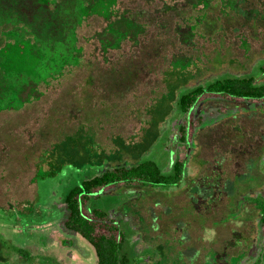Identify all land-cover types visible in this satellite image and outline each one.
<instances>
[{"label": "rangeland", "instance_id": "1", "mask_svg": "<svg viewBox=\"0 0 264 264\" xmlns=\"http://www.w3.org/2000/svg\"><path fill=\"white\" fill-rule=\"evenodd\" d=\"M4 1L24 22L0 21L3 67L27 70L39 95L0 103V264H95L87 242L62 227V187L87 177L74 163L93 173L149 159L170 173L184 150L179 89L229 75L264 82V0H116L112 9L142 27L135 41L102 51L95 32L105 22L90 14L74 26L79 56L64 62L26 35L35 61L9 33L47 28L31 16L60 0ZM50 68L62 72L47 79ZM191 110L200 126L176 184L117 187L88 206L118 224L128 264H264L257 205L234 202L264 195V98L204 95Z\"/></svg>", "mask_w": 264, "mask_h": 264}, {"label": "trees", "instance_id": "2", "mask_svg": "<svg viewBox=\"0 0 264 264\" xmlns=\"http://www.w3.org/2000/svg\"><path fill=\"white\" fill-rule=\"evenodd\" d=\"M65 1H67V4L71 3V5H67V9L63 10L64 5L66 6ZM115 1L116 0L55 1L51 13L42 9L43 15L31 16L33 19L32 22L35 18L39 17L38 19H40L44 25H47V28L38 30L31 28L28 29L30 32L26 31V33H24L13 26V28H10L9 33L17 42L25 44L27 47L25 53H28L35 61L38 59V49L34 50L32 47L34 45L29 43L26 40L27 38H23L26 35L31 37L35 45L44 44L49 46L53 52H57L59 58H61V62H64V57L67 56V54V57L76 59L80 53L79 50L81 48L75 43L76 36L74 26H77L80 20L85 16L95 14L103 18L105 22L104 26L99 31L95 32V37L102 51H106L108 47L114 48L118 46V43L125 38L135 41L136 35L142 31L140 23L127 15L125 11H119L117 8L112 9V5L115 4ZM145 1L150 2L152 0ZM0 2L1 22H24V20H20L18 10L15 12L16 14L9 16L7 14L9 3L6 1L2 2V0ZM21 2L22 1L19 0V4ZM41 4L44 5V3ZM12 5L13 4H11V6ZM14 5H18V3ZM72 7L74 8L72 9ZM100 7L102 11H100ZM33 8L35 10L38 9L33 4L30 6L26 5V9L30 13H33ZM46 13L50 17H48ZM186 34L187 36L189 34L192 35L191 32H186ZM1 53L2 50H0V103H3V108H15L16 100L22 98L26 99L29 96L26 92L29 90L30 95H39L38 92H33L35 89L34 85L38 83L35 84L36 80H32L31 77L27 76L29 75L27 70L14 69L12 70L13 74H9L11 70L6 71L5 67H3L6 61H1ZM172 61L173 60L170 61L171 64L178 62V66L181 69L183 68L181 67L183 58H179L178 60L175 59L174 62ZM37 64H39V61H37L35 65ZM173 65L174 64H172V66ZM23 72H25V75L23 74L24 80H22L23 77H20V73ZM61 72V69L50 68L47 73V79H52L54 76L61 74ZM28 87H31V89L34 87V89L31 91ZM179 90L181 91L178 92L176 97V104L180 112L185 114V117L178 126L177 131L178 139L181 141V147L184 150L180 151V155L178 154L174 157L170 173H161L157 164L149 159L137 160L135 163L129 164H114L93 173H87L90 167L85 168L86 165L84 163H74L70 160V162L84 169V172L81 173H84L87 177L83 179L77 177L79 181L71 186H61L62 190L59 197L61 198V205L64 210L62 227L66 231L78 234L87 242L94 253L95 264H128V258L120 252L123 238L118 224L112 218H109L105 211L89 207L88 203L90 198L97 196L100 192H105L117 187H153L176 184L182 176L188 144L191 142L196 128L200 126V124L193 126V113L191 108L196 105L204 95H206L207 98L229 97L233 100L251 101H260L264 98V82L254 83V79L251 76H223L222 78H215L209 82L195 85L192 88H183ZM172 93L173 92H171V96ZM11 94H13V97ZM82 166H84V168ZM261 196H255V201L239 198L234 200V202L236 205H240L242 202H255L254 204L257 205L259 214L257 224L264 230V195ZM237 208L241 211L240 206ZM52 239L63 244L64 237L58 233L57 237H53Z\"/></svg>", "mask_w": 264, "mask_h": 264}]
</instances>
